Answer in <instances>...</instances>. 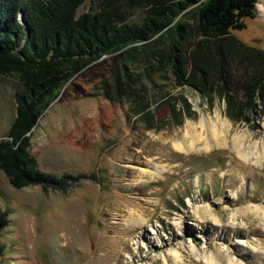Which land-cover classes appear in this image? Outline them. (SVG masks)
<instances>
[{
  "label": "rangeland",
  "instance_id": "rangeland-1",
  "mask_svg": "<svg viewBox=\"0 0 264 264\" xmlns=\"http://www.w3.org/2000/svg\"><path fill=\"white\" fill-rule=\"evenodd\" d=\"M104 1L84 0L77 15L98 11ZM196 6L175 19L189 24L188 53L205 42ZM148 9H132L127 22L142 23ZM256 11L231 34L264 50V0H257ZM146 45L83 62L53 92L28 134L29 152L39 171L62 186L18 189L0 169V264H166L154 256L172 248L181 257L169 264H264V105L241 112L240 120L228 115L239 113L258 68L225 56L219 80L203 93L179 84L168 59L146 58ZM123 64L139 89L112 101L104 86ZM21 89L15 74L0 75V141L7 139ZM216 90L234 98L230 107ZM217 113L230 122L225 144L175 149L188 123L214 120ZM237 136L247 161L236 152ZM132 216L141 222L131 225Z\"/></svg>",
  "mask_w": 264,
  "mask_h": 264
},
{
  "label": "trees",
  "instance_id": "trees-1",
  "mask_svg": "<svg viewBox=\"0 0 264 264\" xmlns=\"http://www.w3.org/2000/svg\"><path fill=\"white\" fill-rule=\"evenodd\" d=\"M83 2L0 0V75L15 74L22 85L15 94L16 115L7 139L0 141V169L13 187L63 185L39 171L37 159L29 152L28 134L53 92L83 62L137 43H147L146 58L168 59L179 84L192 85L203 93L211 92L219 80L225 56L254 61L260 77L247 86L239 113L229 111L228 115L240 120L241 112L250 115L264 105V50L246 46L231 34V30L246 27L245 19L256 17L257 0H105L98 11L77 15ZM194 4L196 29L205 42L188 53L189 24L175 19ZM138 7H148L147 16L142 23H128L130 11ZM190 61L192 70L188 72ZM123 65L122 72L104 86L106 97L112 101L130 98L139 89L131 85ZM216 91L230 107L234 98ZM137 97L147 109V99ZM4 222L0 217V225Z\"/></svg>",
  "mask_w": 264,
  "mask_h": 264
},
{
  "label": "bare ground",
  "instance_id": "bare-ground-1",
  "mask_svg": "<svg viewBox=\"0 0 264 264\" xmlns=\"http://www.w3.org/2000/svg\"><path fill=\"white\" fill-rule=\"evenodd\" d=\"M229 127L230 122L226 118H221L220 114L218 113L216 114L214 120L209 117H203L198 123V125L188 123V131L186 132L185 136L182 137L181 140L174 142V147L178 151L189 153L193 151H201L202 149L207 150L211 148L214 144H225L226 140L224 138V135L229 130ZM197 128L200 130L198 131ZM203 131L207 132L206 137L202 135ZM238 140L239 136L234 139V146L236 148V152L239 154V156H241L244 160L247 161L248 153L238 149L236 145ZM199 144H203V146L200 147ZM262 155L264 156V146L262 147ZM140 222L141 221L139 217L132 216L130 219L131 225H137ZM180 257L181 252L175 248H172L166 253L163 252L160 253V255L158 256H154L153 261L156 262L158 259H162L163 261L167 262L164 263L169 264V259H172L173 261H178ZM207 261L209 264H214V260L212 259H208Z\"/></svg>",
  "mask_w": 264,
  "mask_h": 264
}]
</instances>
